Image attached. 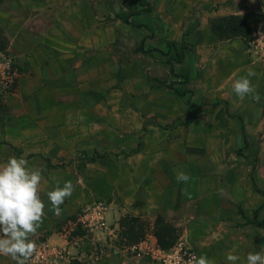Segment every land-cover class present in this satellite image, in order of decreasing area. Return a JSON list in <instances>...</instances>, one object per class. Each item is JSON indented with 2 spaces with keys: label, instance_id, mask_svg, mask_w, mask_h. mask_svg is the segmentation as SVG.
<instances>
[{
  "label": "rangeland",
  "instance_id": "1",
  "mask_svg": "<svg viewBox=\"0 0 264 264\" xmlns=\"http://www.w3.org/2000/svg\"><path fill=\"white\" fill-rule=\"evenodd\" d=\"M39 1L43 2L39 33L52 23L57 35H96L118 59L99 80L85 81L80 88L73 81L62 88H47L39 80V98H28L17 112L6 105L11 94L0 97V163L13 155L24 156L29 166L44 169L40 195L45 211H51L46 193L55 185L52 178L61 186L72 181L75 191L60 206L66 218L59 224L70 230V236L83 235L70 225L75 212L100 200L109 212H120L114 213L117 221L108 224L111 229L117 223L105 238L110 250L130 254L129 244L119 237L118 220L130 216L120 209L139 186L164 184L174 194L180 184V194L190 197L198 195L203 182L225 177L223 172L231 176L249 170L253 186L264 192V121L240 120L243 145L241 133L235 130L238 121L224 113L225 103L242 102L232 91L234 61L222 64L220 82L200 80V72L215 64L209 56V35L192 34L200 24L190 12L191 0H142L140 7L137 0ZM225 39L220 40L223 48L236 52L247 48L248 39ZM151 48L160 52L142 51ZM245 99L248 112L258 113L263 106ZM180 171L191 177L187 183L177 182ZM157 218L169 224L161 216L139 218L145 225L144 236L153 234ZM243 218L239 220L250 221L252 214ZM236 225L241 224L236 221ZM173 228L172 236H163L171 239L170 247L178 243L189 247L179 240L180 229ZM252 228L263 236L259 248L264 250V227Z\"/></svg>",
  "mask_w": 264,
  "mask_h": 264
},
{
  "label": "crops",
  "instance_id": "2",
  "mask_svg": "<svg viewBox=\"0 0 264 264\" xmlns=\"http://www.w3.org/2000/svg\"><path fill=\"white\" fill-rule=\"evenodd\" d=\"M191 1L194 4L190 12H193L200 24L192 34L209 35L211 39L209 56L211 62L215 64L211 69L207 68L200 72V80H205L203 83L207 84L209 81L212 84L220 82L219 77L223 74L222 64L227 61L235 62V74L230 77L231 81L246 75L247 71L252 69L255 76L250 79L255 88L261 90L259 104L263 106L259 114L254 110L247 111L246 99L239 106L235 103H228L229 105L225 103V106L229 116L238 121L236 132H240V120L258 119L263 122L264 72L251 61L247 49L236 52L223 48L222 41L210 31L209 22L232 16L243 19L250 28L264 0ZM42 4L43 2L39 0H0V38L3 41L0 53L8 55L20 70L11 95L6 98V105L13 112L25 107L28 98H39V80L45 83L47 88H62L63 83L69 81H73V85L79 83L76 87L80 88L85 81L99 80L107 67L116 66L118 62L117 56L110 54L111 51L106 44H102L96 35L75 34L71 37L57 35L55 34L57 25L52 23L39 33V6ZM41 8L45 10L46 6ZM179 23L184 24L182 21ZM229 40L231 39H225L226 42ZM215 45L219 48L214 49ZM251 105H255V102L252 101ZM223 174L226 176L213 177L209 183L203 182L198 195L190 197L180 194L182 189L180 184L176 186L177 192L174 194H169V188L164 184L154 187L139 186L129 204L123 205L120 210L124 214L139 218L163 217L173 227L180 229L179 240L194 250L197 257L203 254L215 264H230L227 255L231 253L240 257L236 264H246L249 252L262 251L259 245L263 236L254 232L252 227L254 226L256 230L263 227L239 220V217L244 218L237 213V209L241 210L242 215L247 216L262 204L255 219L258 223L264 218V198L254 190L253 185H256L249 176V170L242 171L241 175L238 173L230 176V173L224 172ZM45 212L43 224L33 239L67 246L70 255L68 262L76 260L81 264H157L148 258L134 257L125 250L114 248L110 250L111 246L105 239L108 236H70V230L60 226L66 218L63 212L59 216L54 215L52 211ZM114 213L120 215L118 210L115 212L111 210L107 216L108 224L117 221ZM236 221L241 225H236ZM113 226L115 228H109L111 232L116 229L117 223ZM246 231L250 232L247 237L244 235ZM146 237L150 243L156 244L153 234ZM0 264L15 262L10 257L0 256Z\"/></svg>",
  "mask_w": 264,
  "mask_h": 264
},
{
  "label": "clouds",
  "instance_id": "3",
  "mask_svg": "<svg viewBox=\"0 0 264 264\" xmlns=\"http://www.w3.org/2000/svg\"><path fill=\"white\" fill-rule=\"evenodd\" d=\"M255 72L249 69L246 75L234 78L232 91L243 101L250 97L260 103L261 97L253 85L250 77ZM44 169L29 166L24 156H10L6 162L0 163V256L10 257L15 264H28L29 259L36 252V242L33 239L43 224L46 215L45 202L41 198V185L44 181ZM54 187L47 191V198L51 204V211L59 216L61 205L71 197L75 191L72 181L68 180L61 186L55 177ZM191 177L183 172H177L178 183H187ZM240 260L238 255L229 253L227 261L236 264ZM185 264H215L206 255L197 257L193 254ZM246 264H264V250L249 252Z\"/></svg>",
  "mask_w": 264,
  "mask_h": 264
},
{
  "label": "built area",
  "instance_id": "4",
  "mask_svg": "<svg viewBox=\"0 0 264 264\" xmlns=\"http://www.w3.org/2000/svg\"><path fill=\"white\" fill-rule=\"evenodd\" d=\"M255 22L250 26V35L247 41V52L251 61L264 72V4L256 14ZM18 78V71L12 59L5 53H0V97L9 95ZM109 206L100 200L83 204L74 214L70 225L80 230L84 236H108L109 230L107 216ZM36 252L29 259L28 264H67L69 251L67 246H58L44 240L35 241ZM127 250L134 257H144L157 264H185L194 250L178 243L176 246L161 249L157 244L150 243L146 236Z\"/></svg>",
  "mask_w": 264,
  "mask_h": 264
},
{
  "label": "trees",
  "instance_id": "5",
  "mask_svg": "<svg viewBox=\"0 0 264 264\" xmlns=\"http://www.w3.org/2000/svg\"><path fill=\"white\" fill-rule=\"evenodd\" d=\"M137 5L143 6L144 3L142 0H137ZM124 24L130 25V23L127 20H122ZM138 27V26H135ZM209 29L210 31L214 34V36L218 39L221 40V38H226V39H232V38H245L248 39L250 35V28L246 21H244L241 18L238 17H225L221 19H215L211 20L209 22ZM1 45V43H0ZM141 50V46L139 47ZM143 53H147L150 51H157L160 52L156 49H147V50H142ZM167 61V60H166ZM168 63V62H167ZM169 70L170 73H173V70L171 68V65H169ZM183 80L186 81V78L183 77ZM224 113L228 116V112L226 110V106L224 108ZM240 133H241V140L242 144L245 145V138L243 135V127L242 124L240 123ZM255 191L259 193L263 198H264V192L258 190L256 187L253 186ZM262 208V204L257 207L256 210L252 212V219L250 221H246V223L253 224L257 227H264V218L260 219V221L257 223L255 221L257 217L258 211ZM237 213L243 217L242 212L240 209H237ZM158 217V216H157ZM160 218V217H159ZM118 229H119V237L122 239L127 245L129 244H134L138 242L140 239L143 238L144 232H145V225L142 224L139 218L134 217V216H121L118 220ZM174 228L170 226L167 223H162L160 220L155 221V230L153 231V236L155 237L156 244L161 248V249H167L170 248L171 245V239L165 240L163 236H172L173 235ZM68 264H81L80 262L76 260H71L68 262Z\"/></svg>",
  "mask_w": 264,
  "mask_h": 264
}]
</instances>
